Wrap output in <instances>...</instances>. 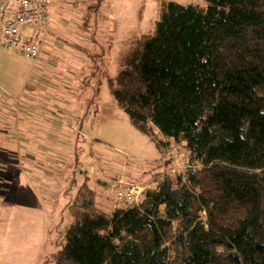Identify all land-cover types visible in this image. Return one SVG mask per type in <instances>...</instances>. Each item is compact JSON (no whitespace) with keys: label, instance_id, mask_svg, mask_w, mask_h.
Wrapping results in <instances>:
<instances>
[{"label":"trees","instance_id":"16d2710c","mask_svg":"<svg viewBox=\"0 0 264 264\" xmlns=\"http://www.w3.org/2000/svg\"><path fill=\"white\" fill-rule=\"evenodd\" d=\"M87 1L90 25L104 0ZM205 2L168 3L108 81L188 167L109 213L82 186L52 264H264V0Z\"/></svg>","mask_w":264,"mask_h":264},{"label":"rangeland","instance_id":"374dc122","mask_svg":"<svg viewBox=\"0 0 264 264\" xmlns=\"http://www.w3.org/2000/svg\"><path fill=\"white\" fill-rule=\"evenodd\" d=\"M170 2L206 7L205 0H104L87 25V0H51L74 34L54 35L56 50L43 61L0 51V124L11 127L0 138V264H52L82 186L109 213L121 205L113 198L119 181L148 190L185 172L184 144L156 131L164 141L158 151L108 85Z\"/></svg>","mask_w":264,"mask_h":264},{"label":"built area","instance_id":"2783aa9c","mask_svg":"<svg viewBox=\"0 0 264 264\" xmlns=\"http://www.w3.org/2000/svg\"><path fill=\"white\" fill-rule=\"evenodd\" d=\"M50 2L0 0V51L16 50L29 60H38L46 48L41 29L50 22ZM118 183L113 190L116 203L120 204L124 200L137 203L145 193L143 186L138 183Z\"/></svg>","mask_w":264,"mask_h":264},{"label":"crops","instance_id":"0c3cea01","mask_svg":"<svg viewBox=\"0 0 264 264\" xmlns=\"http://www.w3.org/2000/svg\"><path fill=\"white\" fill-rule=\"evenodd\" d=\"M82 14H85V17L87 16V13L86 12L85 13H82ZM49 16H50V22H49V24L45 28H42L41 29V38L43 39V42H45L46 48L44 49V51H43L44 53L41 54V57L38 60H40L43 56H44L43 59L46 58L49 55V53L53 52V50H56L55 48H56L57 45L54 44V42H52L53 41L52 39H54V35L57 36L58 33H64V34L71 33L70 30H69V28H66L67 25H69L68 24V21L70 22V20L67 17H65L66 15L63 13V11L56 12V10L53 9L52 6H51ZM92 17L94 18V16H92ZM92 17H91L90 21L92 20ZM86 20H88V18ZM65 22H67V23H65ZM72 34H74V32H72L71 35ZM75 39L76 38H73L74 42H77ZM72 46L75 47L74 44H72ZM16 110L18 111L19 109H16ZM17 111H15V109H14L15 115L17 114L16 113ZM31 124L33 125V120L31 121ZM29 127H30V129H33L30 124H29ZM10 128L11 127L8 126L7 124H0V138H2L1 134L3 133L5 135L6 133H8V131H9ZM51 128H53V127H51ZM52 131L53 130H51V132ZM3 138L7 139L6 138V135Z\"/></svg>","mask_w":264,"mask_h":264},{"label":"water","instance_id":"95a60500","mask_svg":"<svg viewBox=\"0 0 264 264\" xmlns=\"http://www.w3.org/2000/svg\"><path fill=\"white\" fill-rule=\"evenodd\" d=\"M125 113L128 114L130 116V118L132 119V121L135 119V112L130 110V109H125Z\"/></svg>","mask_w":264,"mask_h":264}]
</instances>
